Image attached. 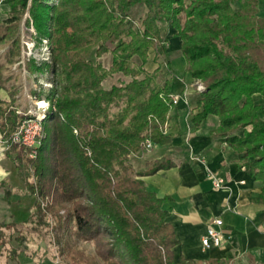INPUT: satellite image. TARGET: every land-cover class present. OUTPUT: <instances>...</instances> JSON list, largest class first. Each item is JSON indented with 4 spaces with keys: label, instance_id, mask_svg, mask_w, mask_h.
Here are the masks:
<instances>
[{
    "label": "trees",
    "instance_id": "trees-1",
    "mask_svg": "<svg viewBox=\"0 0 264 264\" xmlns=\"http://www.w3.org/2000/svg\"><path fill=\"white\" fill-rule=\"evenodd\" d=\"M8 1L13 13L0 31V43L11 41L8 57L20 50L17 7L20 13L28 8L39 39L47 38L50 48V61L38 67L51 75L52 87L36 155L29 158L16 144L6 152L27 193L36 196V210L48 196L55 204L70 203L65 226L73 221L74 235L93 241L107 264H201L174 259L178 240L168 212L142 179L171 163L155 160L137 171L129 159L146 140L171 142L165 133L175 106L170 78L159 83L160 68L144 67L150 49L156 57L167 55L162 22L176 31L186 72L204 86L193 125L209 114L219 118L214 134L233 148L238 169L261 182L257 200L264 204V119L254 100L255 94L264 99V0ZM136 4L146 12L135 27L129 10ZM93 53H110V65L93 61ZM115 74L129 79L104 86ZM24 116L13 97L0 98L1 137L9 140ZM9 195L5 190V200ZM5 225L0 222V235Z\"/></svg>",
    "mask_w": 264,
    "mask_h": 264
},
{
    "label": "crops",
    "instance_id": "crops-1",
    "mask_svg": "<svg viewBox=\"0 0 264 264\" xmlns=\"http://www.w3.org/2000/svg\"><path fill=\"white\" fill-rule=\"evenodd\" d=\"M165 32L168 38L176 33L173 27ZM175 38L173 49L179 52L181 42ZM168 47L169 41L166 51ZM168 62L173 83V68ZM184 74L176 78L181 90L171 89V95L179 99L166 124L170 144L152 143L149 150L130 155V162L137 171L155 160L171 163L170 167L142 179L146 189L162 199L161 206L168 212L166 220L178 240L172 248L175 260L182 256L201 264H264V204L257 200L262 184L238 169L233 148L214 134L219 125L216 115L209 114L198 126L193 125L192 118L200 110L197 105L200 93L195 90L191 75ZM0 98L10 100L4 86L0 87ZM254 100L260 104L264 119V99L255 94ZM3 140L0 134V222L12 219L14 223H21L27 219L33 201L25 194V184L18 176L15 161L6 155ZM215 179L222 180L219 187H215ZM5 190L10 192L11 203L5 200ZM15 210L22 214L24 211L25 216L11 213ZM213 218L222 219L223 243L204 249L201 237ZM9 261L10 264H34L33 259L23 256L10 257Z\"/></svg>",
    "mask_w": 264,
    "mask_h": 264
},
{
    "label": "rangeland",
    "instance_id": "rangeland-1",
    "mask_svg": "<svg viewBox=\"0 0 264 264\" xmlns=\"http://www.w3.org/2000/svg\"><path fill=\"white\" fill-rule=\"evenodd\" d=\"M262 7L264 6L260 5V9ZM16 10H19L18 14H20V19L16 21L18 28L15 33L20 37V50L9 58L8 50L11 48V41L0 43L2 86L10 94V98L15 99V105L20 113L27 117L36 116L43 126L46 114L51 106L47 94L52 85L48 82L51 75L45 73L44 69L39 70L38 67L42 68L43 64L50 61L49 42L47 38L39 39L29 16L28 8L23 13L22 11L20 13L19 7ZM0 11V31H5L6 26L9 24L6 23V19L12 16L13 13L8 0H0ZM145 12L146 8L143 4H136L130 8L129 15L133 26H140V21ZM26 19H28L29 24L25 23ZM158 26L161 36L169 41L168 50L165 52L167 55L162 54L156 57L155 51L150 49L144 67L148 71L159 67L157 81L163 83L165 79L170 78L169 60L173 68L171 89L174 92L179 91L182 86L176 78L186 73L185 59L178 51L173 49L177 41L175 36L167 37L165 31L167 28L172 27L170 23L162 22L158 23ZM167 41L164 42L166 47ZM91 59L108 67L111 62V54L105 53L100 57H95L93 53ZM133 60L135 63H139L138 58L135 57ZM30 62L35 63L36 67L33 70L30 69ZM128 79L127 76L115 74L105 80L103 84L108 87L113 83L127 81ZM196 82L193 81V83ZM40 90L41 95L38 93ZM25 194L33 201V206L28 209L27 219L21 223H14L12 219L1 221L6 225L1 228L0 264H10L9 258L13 256H17L19 259L22 256L29 257L34 260V264H107L96 253L93 241H82L74 235L73 221L70 222L68 227L65 226L67 210L71 208L70 203L55 204L52 196H48L40 200V208L36 210L34 208L36 196L29 195L27 192ZM6 201L11 203L10 197ZM11 213L25 216L24 211L23 214L22 211L18 212L16 210ZM11 264L15 263L12 262Z\"/></svg>",
    "mask_w": 264,
    "mask_h": 264
},
{
    "label": "built area",
    "instance_id": "built-area-1",
    "mask_svg": "<svg viewBox=\"0 0 264 264\" xmlns=\"http://www.w3.org/2000/svg\"><path fill=\"white\" fill-rule=\"evenodd\" d=\"M195 90L201 92L204 88L202 83H195ZM179 97L176 95H170V101L173 105L177 104ZM43 136V126L36 116H24L16 129L13 131L9 140H3L5 148L7 149L10 144H16L23 147L30 158H34L37 148L40 145L41 138ZM152 147V142L146 140L143 144V150H149ZM222 183L221 179H215V187H219ZM221 218H213L207 225L205 234L201 237V245L204 249L212 246H220L223 243V234L221 232L222 226Z\"/></svg>",
    "mask_w": 264,
    "mask_h": 264
}]
</instances>
